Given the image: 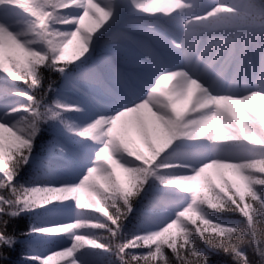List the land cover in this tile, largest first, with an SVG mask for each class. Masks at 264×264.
Masks as SVG:
<instances>
[{
	"label": "snow or ice",
	"instance_id": "snow-or-ice-1",
	"mask_svg": "<svg viewBox=\"0 0 264 264\" xmlns=\"http://www.w3.org/2000/svg\"><path fill=\"white\" fill-rule=\"evenodd\" d=\"M37 161L78 171L16 183ZM149 185L176 203L127 233ZM21 236L51 247L20 264H264V0H0V261Z\"/></svg>",
	"mask_w": 264,
	"mask_h": 264
},
{
	"label": "trees",
	"instance_id": "trees-1",
	"mask_svg": "<svg viewBox=\"0 0 264 264\" xmlns=\"http://www.w3.org/2000/svg\"><path fill=\"white\" fill-rule=\"evenodd\" d=\"M110 58L116 60L118 63V58L110 54ZM49 80L55 81L57 84L59 81V74L52 72L45 74V88ZM70 119L78 120V117H70ZM50 138V133L41 132L37 137L36 147L34 152L38 156H43V153L40 151V145L47 142ZM180 150H176L175 145L168 150L166 155H170L175 159ZM75 169V165L71 163L62 164L60 167H52L46 161L41 163L40 161L36 162V165L33 169H29V166H25L24 169H21L19 174L16 177V183L24 184L25 186H31V184H45V183H57L60 179H66L69 177L71 171ZM154 197H164L175 199V196L172 194V191L167 189L160 190L158 185H149L146 186L145 192L141 194V197L137 199V202L134 207V211L125 221L124 231L127 233H132L133 229L137 227L141 217L147 215V210L153 205L156 201ZM39 211V210H37ZM220 219L235 220L239 219L238 215L231 213L221 214ZM33 222V216L29 214H21L15 218L14 226L16 232H27L28 225ZM42 245L45 248L51 247V242L40 237H25L21 236L16 245L13 246L11 250H5L6 260L0 261V264H20V261L23 256L27 254H33V251L38 249ZM31 250V251H30ZM251 250H249L250 252ZM107 259V257H106ZM258 259V258H257ZM226 261L230 262L229 257H225L223 253H209V262L210 264H226ZM50 264H62L58 260H53Z\"/></svg>",
	"mask_w": 264,
	"mask_h": 264
},
{
	"label": "rangeland",
	"instance_id": "rangeland-1",
	"mask_svg": "<svg viewBox=\"0 0 264 264\" xmlns=\"http://www.w3.org/2000/svg\"><path fill=\"white\" fill-rule=\"evenodd\" d=\"M217 0H200V3H201V6L202 7H211V6H214L216 4ZM193 150L191 149H187L185 151H180L177 156L175 157V159H179V158H185V162H188V163H194V160L192 159H188L187 156L189 153H191ZM78 171V167L75 165V169L73 171H71L69 177H67L65 180H69V179H72L76 172ZM64 181V179H60V181H58L57 183L59 182H62ZM165 201L166 203H168L170 206H174L175 203H176V200L175 199H172V198H165ZM70 203V202H69ZM153 204H156L158 206H163V204L156 200ZM72 207V210L74 212V205H71ZM150 208V207H149ZM147 212V215H143L141 217V220L139 221L138 225L136 228L133 229L132 233L134 232H143V231H146L148 230L149 228H154L156 227L157 225L155 223H153L154 221H157L160 219V214L158 213H152L149 211V209L146 211ZM68 219H71L73 218L71 214L68 215L67 217ZM59 222H62V218H59ZM69 241H63L64 244H67ZM49 248H45L43 247L42 245L39 246L38 249L34 250L33 253H38V254H44ZM54 261L55 260H58L59 262H62L63 264V260L64 258L63 257H55L53 259Z\"/></svg>",
	"mask_w": 264,
	"mask_h": 264
}]
</instances>
